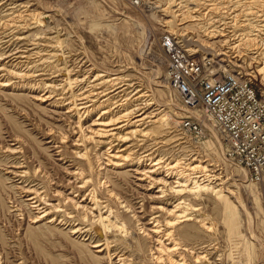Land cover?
<instances>
[{"label": "rangeland", "instance_id": "374dc122", "mask_svg": "<svg viewBox=\"0 0 264 264\" xmlns=\"http://www.w3.org/2000/svg\"><path fill=\"white\" fill-rule=\"evenodd\" d=\"M166 31L242 66L264 95V0H0V54L22 50L21 68L40 70L25 82L32 91L0 87V264H264V172L252 181L231 164L215 132L196 141L181 130L188 112L166 79L159 40ZM82 95L93 100L87 116ZM135 109L151 118L127 129L136 132L109 154L118 151V158L106 154L108 142L85 139L99 113L109 111V119ZM157 161L162 166L153 177L187 175L188 189L210 185L180 197L143 174ZM19 166L21 177L11 173ZM68 179L88 184L71 189ZM161 187L166 195L158 198ZM109 189L134 212L120 208ZM35 192L60 202L74 220L63 221L61 213L35 221ZM64 196L95 216L112 206V220L123 228H105L63 204ZM181 200L186 220L171 224ZM161 244L175 250L159 252Z\"/></svg>", "mask_w": 264, "mask_h": 264}, {"label": "built area", "instance_id": "2783aa9c", "mask_svg": "<svg viewBox=\"0 0 264 264\" xmlns=\"http://www.w3.org/2000/svg\"><path fill=\"white\" fill-rule=\"evenodd\" d=\"M133 3L139 4V0ZM159 40L167 58L168 85L188 112L180 121L181 130L196 141L215 132L225 158L247 170L252 181H260L264 172V95L252 73L198 52L177 32L166 31Z\"/></svg>", "mask_w": 264, "mask_h": 264}, {"label": "bare ground", "instance_id": "6f19581e", "mask_svg": "<svg viewBox=\"0 0 264 264\" xmlns=\"http://www.w3.org/2000/svg\"><path fill=\"white\" fill-rule=\"evenodd\" d=\"M5 29H6V27H5ZM5 47H6V42L0 41V48H5ZM22 57H23L22 50H15V51H10V52L5 51V52L0 54V65L3 63V66L2 67L0 66V72H4L5 74L11 76L10 79H3L2 78L3 75H1L0 87L6 88V89H16L18 87L20 89L32 91L30 89V87L32 88L33 85H30L29 87H27L28 83L26 84L25 82H27L28 79L33 78V73H34V77L37 76V73H39L37 71H40V70L31 71L28 69H22L21 65H20L21 60H19ZM216 60H217V62H219L218 59H216ZM220 63H222V62H220ZM224 63H227V62H224ZM8 66L10 67L9 69H8ZM38 76H40V75H38ZM119 88H121L120 85L116 89H119ZM47 92H49V91H47ZM49 98H51L50 94L47 95L46 97H40V99H42V101L48 100ZM79 100H81L79 103L80 110H83L85 112L86 116L89 115L92 112V110H91V106L93 105L92 96L91 95H84V96L82 95L79 97ZM67 112H69V111H67ZM108 112L109 111H106L104 113H99V115L97 116V119H95L92 122L91 126H88L86 128V130H83L85 132V136H86L85 139H92L94 137H97L98 143L105 144L108 142V144L110 146L108 147V151L106 152L107 155L112 154V152L115 150V148H118L117 144H119L120 141H127L129 139V137L136 132L135 130L127 131V129H131L133 126L140 125L143 122H145V120L147 118H151V114L145 113V111L141 112L140 110H137V109H135L134 111L132 110V112L131 111L126 112V113L121 114L119 116L109 117V119L105 117V114ZM87 130H88V132L92 133L91 136H89L90 134H88L86 132ZM123 133H125L126 136L123 135ZM79 140L80 139L78 138L76 141H79ZM75 143H77V142H75ZM71 144L75 147H78V145H76V144H73V143H71ZM55 146H58V145L55 144ZM55 148H58V147H55ZM11 151H16V149H11ZM117 152L118 151H116V153H114V155H109V156H111L112 158H118V157H113L116 154H118ZM79 155H81V156H79ZM82 155L84 156V154H80L79 152H77L78 157L82 158ZM100 159L102 160V158H100ZM109 161L113 162L112 159ZM103 163L101 165H103ZM112 165L114 167H121L124 165V163L116 160L112 163ZM154 165H156V167H157V168H155V170H151L149 172L145 171L143 174L147 178L151 179L152 183L156 184L157 186H158V184H163L164 186H167V187L170 186V188L173 190V192L176 193L177 195H179L180 197H182L183 196L182 194H184L185 192H189V193L197 192V191H200V189H203V187L206 188L210 185V183H208V184L203 185V187H201L200 184L195 182V185L188 189V187L190 186V184H189L190 179H188L187 175L182 176L180 174L178 176H176V175L169 176L170 178L173 179L170 182H168V180L165 178L153 177L150 175V172H156L157 169L162 166L158 161L155 162ZM15 168H16V170L11 171L12 174H14L15 176H18V177H21L24 175L23 174L24 172L22 171V166L15 167ZM172 169H174V167H172ZM192 169H194V168H192ZM242 173H244V175H246V172L243 171ZM168 175H169V173H167V176ZM211 176H212L211 174L205 175L207 181L213 180V179H211ZM145 179H143V180H145ZM70 183H72V185L70 186L71 189L77 190L79 187L86 186L88 184V181H83V184L78 185V182L71 181V179H68L67 184H70ZM223 183L224 182H221L220 184L223 185ZM99 185L100 186H108V181L100 178ZM163 187H161L159 189V191L162 193L158 196V198H163L166 195V190ZM0 191H1V183H0ZM54 192L58 193V191H56V190ZM109 192L111 193V196L113 194V196L116 198L120 208H123V209H125V211L130 212V213L134 212V209L129 204H127V202L121 196L119 197L116 193H113L112 190H110V189H109ZM232 194H234V191H232ZM38 197H39V199H38ZM47 198L48 197L43 196L42 194H39L37 192H35L34 196H32L30 198L32 200V203H33L35 210L38 212V215L36 216L35 221H39V220H41L45 217H49V216H52V218H51L52 221H55L59 218L61 213H63V218H62L63 221L64 220H67V221L74 220L75 217L71 216V215H73V212H68L67 208H65L60 202H58L57 204L48 202L49 200ZM62 200H63V204H66L67 202L73 203L74 198H71L69 196H64ZM181 203H182V200L179 203H177V205L175 206V209H173V211L171 212V213H173V220L175 221V222L173 221V223H171V224H176L177 222H181L182 220L183 221L186 220L185 218L187 217V215L185 213H182V211H178ZM73 204L75 206V209H82L83 212H86L85 214H91L92 217H97V218H95V221L107 229H110L111 227L116 228V229L117 228H123L124 223L118 221L117 218L115 220H112V216H113L112 206H110V208L108 210L109 211L108 215L104 216L101 214V215L95 216L93 214L92 208L90 206L84 205V204L81 205V204H79V202H74ZM53 212H59V214L56 215ZM69 216H71V217H69ZM105 222H107V223H105ZM80 231H82V228L73 227V233H78ZM166 245L167 244H161L157 248L158 251L162 252V250H163V251H166L167 253H172L175 250V248L169 247ZM99 246H101V244L95 245V247H99ZM175 246H177V245L175 244ZM99 251H102V249H100ZM121 261H123V259H121ZM173 263H174V261L172 262V264ZM178 264H183V263L180 262Z\"/></svg>", "mask_w": 264, "mask_h": 264}]
</instances>
